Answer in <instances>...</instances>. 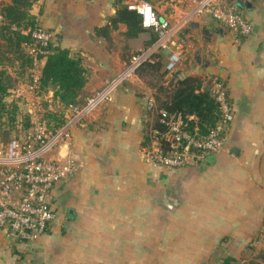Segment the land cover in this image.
<instances>
[{"label": "crops", "instance_id": "1", "mask_svg": "<svg viewBox=\"0 0 264 264\" xmlns=\"http://www.w3.org/2000/svg\"><path fill=\"white\" fill-rule=\"evenodd\" d=\"M246 1L251 5L240 9L253 23L246 36L200 9V0H187L185 8L172 4L184 24L189 20L185 35L192 30L197 38L188 39L184 53L176 41L181 24L168 17L170 10L159 12L172 22L178 43L158 50L162 70L178 53L165 76L197 75L227 87L231 112L220 149L175 167L149 162L144 139L155 120L148 106L156 103L157 87L137 73L71 123L69 135L51 150L62 162L75 159L80 165L54 193L57 215L46 234L16 245L0 231V264H220L226 256L234 258L232 264H246L264 249V0ZM125 2L35 0L31 7L57 44L82 57L88 79L76 104L118 74L134 51L147 47L151 29L127 37V25L120 22L108 34L98 31ZM206 28L212 30L209 40ZM9 54L14 87L35 97L31 80L28 88L22 82L21 60ZM45 61L38 64L41 71ZM47 91L54 94L52 87ZM64 113L67 120L70 103Z\"/></svg>", "mask_w": 264, "mask_h": 264}, {"label": "built area", "instance_id": "2", "mask_svg": "<svg viewBox=\"0 0 264 264\" xmlns=\"http://www.w3.org/2000/svg\"><path fill=\"white\" fill-rule=\"evenodd\" d=\"M200 9L209 11L213 17L242 35H249L253 23L242 13L236 2L223 0H200ZM127 6L142 16V25L154 30L158 37L148 47L134 51L125 67L111 78L101 89L88 96L83 104L70 103L72 113L60 126L48 129L46 122L35 120L24 134L8 141L0 140V231L13 243H33L46 234L57 215L54 193L61 181L80 165L77 160L62 162L47 154L69 135V126L75 120L97 108L106 101L112 90L137 74L141 64L150 59L153 52L177 45L173 36L172 22L161 17L149 0H128ZM32 40L24 46L32 58V85L40 87L42 71L39 62L49 51L53 32L38 24L28 27ZM179 46V45H178ZM178 53L173 54L166 68H175ZM212 91L220 102L222 115L228 118L231 101L223 81H213ZM148 110H157L158 120L150 128L149 147L145 154L149 162L175 167L190 158L204 159L223 145L224 123L218 121L205 132L198 126H190L181 111L157 108L150 102Z\"/></svg>", "mask_w": 264, "mask_h": 264}, {"label": "trees", "instance_id": "3", "mask_svg": "<svg viewBox=\"0 0 264 264\" xmlns=\"http://www.w3.org/2000/svg\"><path fill=\"white\" fill-rule=\"evenodd\" d=\"M127 1L118 5L110 23L98 27L99 32L108 34L111 29L118 27L120 22H124L127 25L125 32L127 37H136L146 29L142 25L141 14L135 9L129 8ZM34 2L35 0H10L9 2L0 0V39H2L0 41H3L2 43L6 46L9 53H13L16 58L21 60V66L24 68L28 66L31 81L32 58L24 43L32 40L31 33L27 28H33L39 24L30 11ZM151 31L152 34L147 47L155 42L158 37L154 30ZM159 52H153L151 58L141 64L137 73L147 76L148 74H143L141 70L144 69V71H150L151 73L153 70L161 69L162 57ZM43 57H46V61L42 67L40 88L48 90L52 87L54 89V97L59 101L65 104L74 103L73 101L77 99L88 79V70L82 63V57L73 53L70 48L57 44L53 39L50 42L48 53ZM175 77L174 80H171L172 82L169 81V84L165 86L166 97L162 98L157 86L155 100L158 103V107L166 108L169 111H181L185 115H193L192 118L188 119L190 126H198L201 131H207L209 127L218 122L222 115L220 102L212 91V79L206 80L202 76L197 75ZM9 80L12 82V75L0 64V121H2L4 114L7 113L12 116L10 119L15 120V113L18 109L16 103L10 104L5 99L10 89L14 87L12 83L9 84ZM10 106L12 107L9 108ZM154 113V123H157V110ZM27 128H29V125ZM149 132L150 129L145 133L144 144L150 141ZM19 135H13L9 126L5 130L0 129V140L5 142ZM233 259L232 256H226L220 264H232ZM263 260L264 249L257 256L248 260L246 264H263Z\"/></svg>", "mask_w": 264, "mask_h": 264}, {"label": "rangeland", "instance_id": "4", "mask_svg": "<svg viewBox=\"0 0 264 264\" xmlns=\"http://www.w3.org/2000/svg\"><path fill=\"white\" fill-rule=\"evenodd\" d=\"M149 1L152 2V4L157 9L158 13L164 10L165 12L168 13L170 10V12L168 13L169 15L168 17L172 20V22L173 20H175L173 23L178 21L179 22L178 25L181 24L178 27V30L176 33V39H177L176 41L177 42L180 41L178 43H181L180 49L184 53L189 47L187 42L189 40L196 42L197 38H196L194 31L192 30L188 36L185 35V33L183 32V27L189 25V20L186 21L184 24L183 21L186 20V18H184L182 14L180 13H175V11L172 10L174 8L172 4L176 3L178 6L185 8V5L187 4V0H179V1L178 0H149ZM2 42L3 41H0V64L6 69H10V70L14 69L15 62L11 60V54H9L8 49ZM161 57H162V53H161ZM180 57L182 58L184 57V55ZM23 70L24 72L22 76V82L25 83V86L28 88V85L26 84L28 83L30 84L33 81L30 82L31 79H30V75H29L30 73L28 71V67L23 68ZM167 71H170V70L169 69L162 70L161 68V69L153 70L151 71V73L150 71L148 72L144 71V69L141 70L143 74H148L147 76L151 78L150 81L152 84L155 85V87L157 86L159 87V91H160L162 98L166 97L165 86L169 84L168 82H165V81L168 79L169 81L174 80L176 78L175 76H177L176 73H174L173 74L174 76L173 77L171 76L172 79H170V77L168 78L165 76V73ZM8 82L9 84L12 83V85H15L16 83L14 79L12 80V82L10 80ZM18 87L19 85L17 87H12L5 97V99L10 104L16 103L18 105L17 112L15 113L16 114L15 120L10 119L12 117L10 113L4 114L2 121H0L1 130H5L9 126L11 133L13 135L14 134H24L28 129L27 126L29 125L30 127L34 123V121L37 119L45 121L46 126L49 130L62 125L66 121L67 117H64L65 116L64 115L65 114L64 113L65 103L55 98L54 94L49 95L47 90L39 87V88L34 89V92L36 93V95H34L35 97H32V96L30 97L32 92H29L30 95L28 94L27 91L26 92L21 91L20 93V90H18ZM73 102L78 103V100L76 99ZM155 104H156V107H158V103L156 102ZM11 107L12 106H10L9 108ZM218 121H223V123H227V118H224L223 115H221V118ZM50 153L51 151L47 154V156L54 157L53 155L51 156Z\"/></svg>", "mask_w": 264, "mask_h": 264}, {"label": "water", "instance_id": "5", "mask_svg": "<svg viewBox=\"0 0 264 264\" xmlns=\"http://www.w3.org/2000/svg\"><path fill=\"white\" fill-rule=\"evenodd\" d=\"M236 3H237L238 6L241 7V8H243L246 4H247L248 6L251 5V2H248V1H246V0H237ZM193 23H194L193 25L200 26V24H199L198 22H193ZM203 32H204L205 34H207V36L205 37V40H209L210 37H211V34H212V30L206 28V29H204ZM195 56H196V58H197V62L200 63V62L202 61V58H201V56H200V52L198 51V52L195 54ZM234 149H235V148H234Z\"/></svg>", "mask_w": 264, "mask_h": 264}]
</instances>
